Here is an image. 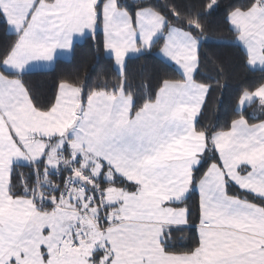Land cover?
I'll use <instances>...</instances> for the list:
<instances>
[{"label": "crops", "instance_id": "0c3cea01", "mask_svg": "<svg viewBox=\"0 0 264 264\" xmlns=\"http://www.w3.org/2000/svg\"><path fill=\"white\" fill-rule=\"evenodd\" d=\"M101 1L0 0L7 32L16 38L0 64V264H43L41 254L25 253L27 245L36 243L33 218L41 211L32 200L9 195L12 167L42 165L45 172H55L61 159L67 164L68 158L95 167L103 182L118 180L124 186L99 191L97 202L76 193L75 201L61 203L65 198L55 203L51 211L59 213L63 233L84 224L83 230L102 236L108 250L104 263L101 254L91 263L70 247L63 264H264V209L228 194V188L234 187L264 201V159L259 157L264 122L241 118L227 133L210 138L220 170L214 179L206 171L194 187L200 210L199 248L188 255L163 250L165 233L187 226L186 211L177 205L189 195L193 173L207 148L206 137L195 129L209 91L193 81L199 41L177 28L165 31V21L156 13L140 10L130 15L115 0ZM228 23L246 56L247 68L263 71L264 5L233 12ZM98 31L103 36V53L113 60L120 76L127 59L148 52L163 38L156 55L181 80L163 83L155 100L134 113L131 100L120 93H94L79 107L80 90L66 84L59 85L48 112L35 110L27 93L18 89V84L22 86L18 76L48 71L57 60H69L73 46ZM123 31L127 34L122 43ZM5 88L10 90L8 98ZM255 102L264 104V85L243 94L235 111L240 113ZM75 117L70 147L66 143L63 155H54L49 168L44 160L53 138L71 126ZM241 120L245 125L234 126ZM9 121L13 127L22 123L27 131L29 124L45 127L50 134L41 140L35 135L27 138L26 147ZM233 130L246 136L233 137Z\"/></svg>", "mask_w": 264, "mask_h": 264}, {"label": "trees", "instance_id": "16d2710c", "mask_svg": "<svg viewBox=\"0 0 264 264\" xmlns=\"http://www.w3.org/2000/svg\"><path fill=\"white\" fill-rule=\"evenodd\" d=\"M260 2L263 6L264 0ZM256 3L257 0H216L214 8L209 10L210 0H116L117 7L130 15L140 10H152L164 19L165 31L168 27L177 28L198 40L197 66L193 81L209 89L195 124L197 132L207 139L206 152L200 166L193 173L189 195L177 205L186 211L187 226L171 228L165 233L162 243L165 253L188 255L199 248L197 227L200 222V210L194 187L208 165L217 161L210 138L216 133L228 131L238 118H243L248 123L264 122V104L261 102L253 103L240 113L235 111L243 94L252 93L264 85V70L250 71L247 68L246 56L235 43L237 35L228 23L231 13L247 11L256 6ZM15 40V36L7 32L6 24L0 15V64ZM162 42L163 38H159L148 52L127 59L120 76L114 68L113 60L103 53V36L98 31L83 42L75 44L69 60H57L51 70L26 73L18 78L32 107L39 112H48L52 108L59 85L66 84L80 90L82 105L94 93L116 95L120 92L131 98L134 113L155 100L163 83L181 80L172 66L157 57L156 51ZM63 161L58 171L47 172V176L41 173L39 178L43 195L53 204L44 203L37 197L33 168L44 171L42 165L13 166L9 195L12 198L32 200L38 211H51L55 203L65 200L61 192L66 186L70 168L64 159ZM84 172L88 176L89 169ZM87 176H77L76 179L89 183L92 178ZM97 181L99 191L109 186H124L118 180L110 183L101 179ZM93 182L95 183V180ZM125 188L133 190L131 185H125ZM89 192L91 190L87 189V193ZM228 194L264 209V201L234 187L228 188Z\"/></svg>", "mask_w": 264, "mask_h": 264}, {"label": "rangeland", "instance_id": "374dc122", "mask_svg": "<svg viewBox=\"0 0 264 264\" xmlns=\"http://www.w3.org/2000/svg\"><path fill=\"white\" fill-rule=\"evenodd\" d=\"M111 0L110 4L112 3ZM116 1V0H115ZM215 2L216 0H210V5H209V10H212L215 6ZM143 11H147L150 13H155L152 10H143ZM157 15V14H156ZM127 34V33H126ZM125 34V35H126ZM124 31L121 33L119 39L121 40V42H124ZM111 38H114V34H112L110 36ZM135 37L132 36L131 39L133 40ZM127 42V41H126ZM21 85V84H20ZM18 89L20 91H22L23 93H26L24 87L19 86L18 84ZM5 93L8 94L7 98L10 94V90L8 88H5ZM4 93V94H5ZM120 93V92H119ZM96 94V93H95ZM122 94V93H120ZM27 95V94H26ZM123 95V94H122ZM128 97V96H127ZM128 99L131 100L130 97H128ZM129 100V101H130ZM69 105L71 104L68 103ZM131 105H132V100H131ZM79 107H82V103L81 101L79 102ZM132 107V106H131ZM2 112L6 115V112L4 111V107H1ZM132 110V108H131ZM7 116V115H6ZM8 118V117H7ZM243 121H245L243 118H241ZM241 120V121H242ZM237 122L234 123V126H239V125H243L244 122ZM10 122V121H9ZM10 125L12 126L14 132H16L19 137L20 140L22 142H24V145L26 147H28L27 144V138L31 139L33 138V135L36 136L37 140H41L44 139L45 134L49 136L50 132H48L45 127L44 130L38 126L35 125L34 127L29 124V130L27 131L26 127L21 124L20 127H13L12 123L10 122ZM72 125V123H71ZM245 125V124H244ZM71 126L69 125L67 127V129L65 131H63V133L60 135H57V138L55 140V137L53 138L54 143L53 145L49 148V152L48 154H46L45 160L47 162V165L49 168H53V160L55 159L54 155L58 154V155H63L64 152V145L67 143L68 147H70L72 141L71 138L72 136H74V134L72 133V129L69 130ZM238 130V129H237ZM236 130H233V132L230 134L233 137H237L238 139L239 137L244 138V133L243 136L241 135H235ZM23 132V133H22ZM22 133V135H20ZM223 134L227 133V131L225 132H221ZM54 136V135H53ZM259 137L261 138V154H257L256 157L259 155V157H261L262 159H264V130H262L259 134ZM42 142V141H40ZM68 150V149H67ZM69 159L68 162V166L70 168V172L66 178V186L63 188L62 190V196L65 197L67 200L65 201H61V203H66V202H70V201H75L76 198V193H81L82 195L87 196V200L90 202H97L101 199V195H99V190H97V181L99 178L96 174V170L95 167H84L82 164L80 165L78 163V159ZM215 163H211L208 165V167L206 168L205 172L207 171V177L209 178H213L216 176V174L219 172V168L215 166ZM88 166V165H87ZM210 166V168H209ZM85 169H89V173L88 176L85 175ZM34 172H35V188H36V193H37V197L40 201H43L44 203H51L53 204V202H50L51 200L47 199L43 193L42 190L40 189L41 187L39 186V178H40V174L42 173V175L47 176L48 173L42 170H37L36 168H33ZM203 173V175H204ZM87 176L90 180V182H84V181H77L76 177L77 176ZM93 180H95V183L93 182ZM249 180H245V184L248 183ZM82 182V183H81ZM87 189L91 190V192L87 193ZM243 191V190H242ZM97 196V198H96ZM92 197V198H91ZM64 198V199H65ZM83 202V201H82ZM81 206H84L81 205ZM56 211H47V212H40L38 214H36V217H34V223H35V230H34V239L35 242L34 245H27L25 247L26 250V254H34V255H42V259L44 260H49V258L53 259L52 262L50 261H43V264H63V259L65 256V253H69L70 252V247L75 248L76 250L74 251L76 254L81 255V257H83L84 260H92L93 262L96 260V258L98 257L99 254H101L99 256V258L102 260L101 263H104L106 261V258L108 257V250L107 247H105L106 245L103 243L104 240L102 238L101 235L97 234L95 231L93 230H83L82 227L84 226V224L76 227V225L72 226L70 229L65 230V232L63 233L61 228H60V219H59V213ZM32 219V220H33ZM32 222V223H33ZM88 228H90V226H88ZM86 257V258H85ZM62 260V261H61ZM87 262V261H86ZM89 262V261H88ZM87 262V263H88ZM26 264H31V263H26Z\"/></svg>", "mask_w": 264, "mask_h": 264}, {"label": "water", "instance_id": "95a60500", "mask_svg": "<svg viewBox=\"0 0 264 264\" xmlns=\"http://www.w3.org/2000/svg\"><path fill=\"white\" fill-rule=\"evenodd\" d=\"M77 120H78V118L75 117V118H74V122H73V124L71 125V127L69 128V130L73 129V127L75 126V123L77 122Z\"/></svg>", "mask_w": 264, "mask_h": 264}, {"label": "built area", "instance_id": "2783aa9c", "mask_svg": "<svg viewBox=\"0 0 264 264\" xmlns=\"http://www.w3.org/2000/svg\"><path fill=\"white\" fill-rule=\"evenodd\" d=\"M256 6L262 7L260 0H257ZM61 162H64L63 159H61ZM77 176V175H76ZM65 198V197H64Z\"/></svg>", "mask_w": 264, "mask_h": 264}]
</instances>
